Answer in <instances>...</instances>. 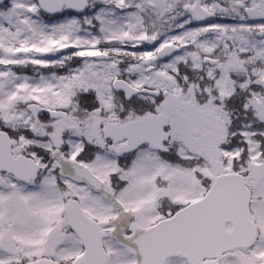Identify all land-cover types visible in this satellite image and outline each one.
<instances>
[{
	"label": "snow or ice",
	"instance_id": "6c2138e0",
	"mask_svg": "<svg viewBox=\"0 0 264 264\" xmlns=\"http://www.w3.org/2000/svg\"><path fill=\"white\" fill-rule=\"evenodd\" d=\"M0 264H264V0H0Z\"/></svg>",
	"mask_w": 264,
	"mask_h": 264
}]
</instances>
